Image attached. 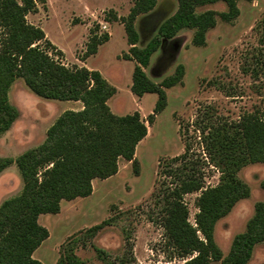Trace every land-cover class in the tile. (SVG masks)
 <instances>
[{"label": "rangeland", "instance_id": "1", "mask_svg": "<svg viewBox=\"0 0 264 264\" xmlns=\"http://www.w3.org/2000/svg\"><path fill=\"white\" fill-rule=\"evenodd\" d=\"M37 9L27 20L40 26L45 39L39 44L66 66L98 69L116 86L108 103L119 114L139 111L143 119L153 112L158 94L142 96L131 90L134 59L125 53L129 43L121 18L127 16L134 0H36ZM240 14L230 21L220 12L227 10L223 0L198 6V11L215 9L217 23L209 29L204 45L192 41L194 29L180 30L174 39L159 48L145 68L156 82L173 74L179 64L185 68L182 80L166 88L167 104L148 124V134L137 146L133 161L119 159V171L93 181L90 197L64 199L58 213H43L40 223L50 236L35 251L45 264H59L60 256L74 253L84 264H180L184 261L167 244L163 226L164 192L177 180L168 170L188 172L194 168L206 185L220 180V171L208 163L204 136L214 126L229 127L246 113H264V0H237ZM177 0H158L148 14H140L136 27L145 44L159 23L172 14ZM148 16V17H147ZM94 32L108 33L95 54L87 56ZM51 42H49V41ZM84 62L86 64H84ZM19 117L0 135V155L16 158L42 143L48 128L66 109L78 110L82 101L45 98L33 92L22 77L9 91ZM182 158L169 162L174 156ZM251 187L250 196L241 199L221 218L215 239L226 255L234 236L246 229L255 203L264 200V162L245 165L238 172ZM174 183V184H175ZM23 179L15 162L0 174V204L20 193ZM200 191L184 195L189 219L195 223L196 198ZM104 223L97 231L93 226ZM100 250H103L101 252ZM211 260L209 264H220ZM250 264H264V242L256 246Z\"/></svg>", "mask_w": 264, "mask_h": 264}, {"label": "trees", "instance_id": "2", "mask_svg": "<svg viewBox=\"0 0 264 264\" xmlns=\"http://www.w3.org/2000/svg\"><path fill=\"white\" fill-rule=\"evenodd\" d=\"M217 1L220 0H177V9L159 23L156 33L142 45V34L135 21L140 14L152 11L158 0H134L127 16L121 18L130 45L124 57L136 61L131 90L139 96L148 92L158 94L153 112L143 119L138 110L119 114L111 109L108 101L116 86L100 70L66 66L39 44L46 34L26 17L37 9L36 0H0V135L20 114L9 98L18 77L40 96L83 103L81 109L64 110L48 128L42 143L15 159L0 155V174L15 162L23 179L20 193L0 204V264H44L34 256L50 235L48 227L39 221L41 214L58 213L63 199L91 195L95 178L105 179L119 171L120 157L132 160L134 169L139 170L135 153L148 134L147 122L152 123L156 113L165 108L166 88L181 81L185 72L184 65L179 64L173 74L156 82L145 68L152 55L184 28L194 29L195 45H204L209 29L217 23L218 12L197 8ZM223 1L228 6L219 13L223 20L230 21L240 14L237 0ZM109 37L108 33L98 36L94 32L87 56L95 54ZM204 138L208 141V163L220 171V180L206 185L194 168L188 172L184 167L181 171L168 170L177 182L173 180L175 184L163 190L162 223L167 244L184 259L180 264H209L211 260L220 264H250L256 246L264 242V200L255 203L246 229L234 236L226 255L215 239V228L238 201L251 194L250 185L238 172L247 164L264 162V115L248 112L229 127L214 126ZM183 155L171 157L169 162ZM194 191L200 194L196 198L199 210L192 223L184 195ZM104 223L108 221L90 230L97 231ZM59 264L84 262L71 253L61 255Z\"/></svg>", "mask_w": 264, "mask_h": 264}, {"label": "crops", "instance_id": "3", "mask_svg": "<svg viewBox=\"0 0 264 264\" xmlns=\"http://www.w3.org/2000/svg\"><path fill=\"white\" fill-rule=\"evenodd\" d=\"M110 36H111V34H110ZM126 36H127V35H126ZM129 46H130V45H128V47H129ZM84 64H86V63L84 62ZM75 101H79V100H75ZM82 107H83V104H81V106L79 107V109H81ZM68 109H70V108H68ZM72 109H73V108H72ZM95 179H96V178H95ZM95 179H94L93 181H95ZM93 183H94V182H93ZM95 191H96V190H95V187H94L92 194L89 195V196H86V197H90V196H92V195L95 193ZM77 198H78V197H77ZM75 199H76V198H75ZM63 200H64V199H63ZM63 200H62V201H63ZM72 200H73V199H72ZM62 201H61V204H62ZM61 206H62V205H61ZM39 217H40V216H39ZM49 236H50V235H49ZM43 242H44V241H43ZM40 246H41V245H40ZM40 246H39V247H40ZM39 247H38V248H39ZM38 248H37V249H38ZM37 249H36V250H37ZM34 254H35V252H34ZM34 256H35V255H34ZM42 262H43V261H42ZM43 263H44V262H43ZM44 264H45V263H44Z\"/></svg>", "mask_w": 264, "mask_h": 264}]
</instances>
